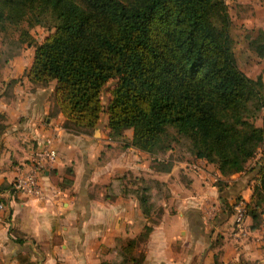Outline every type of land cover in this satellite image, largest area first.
I'll return each mask as SVG.
<instances>
[{
	"label": "trees",
	"instance_id": "16d2710c",
	"mask_svg": "<svg viewBox=\"0 0 264 264\" xmlns=\"http://www.w3.org/2000/svg\"><path fill=\"white\" fill-rule=\"evenodd\" d=\"M28 18L53 21L54 30L34 44L24 75L38 86L54 81L50 112L63 114L64 127L92 133L105 112L110 135L131 128L129 143L152 154L170 148L172 128L224 175L244 170L263 144L255 118L264 105V80L237 64L225 0H0V29L7 37L18 29L9 45L33 43L18 25ZM246 45L264 57V30ZM111 79L104 108L101 95ZM257 173L249 202L255 221L264 202V166ZM136 195L155 222L147 186ZM151 228L144 224L125 251ZM128 257L142 264V256Z\"/></svg>",
	"mask_w": 264,
	"mask_h": 264
},
{
	"label": "crops",
	"instance_id": "0c3cea01",
	"mask_svg": "<svg viewBox=\"0 0 264 264\" xmlns=\"http://www.w3.org/2000/svg\"><path fill=\"white\" fill-rule=\"evenodd\" d=\"M32 58L9 59L0 73V264H112L144 224L152 228L142 264H264V202L242 233L233 225L235 198L253 202L264 142L244 170L228 175L209 161L191 169L188 160L172 158L151 167L152 156L129 143L131 134L126 141L110 135L107 114L89 134L64 127L63 114L50 112L54 81L38 86L24 75ZM49 135L57 156L43 175L47 198L9 194ZM125 174L159 181L155 222L142 213Z\"/></svg>",
	"mask_w": 264,
	"mask_h": 264
},
{
	"label": "rangeland",
	"instance_id": "374dc122",
	"mask_svg": "<svg viewBox=\"0 0 264 264\" xmlns=\"http://www.w3.org/2000/svg\"><path fill=\"white\" fill-rule=\"evenodd\" d=\"M225 3L227 4V9L231 18L230 33L233 37V50L235 52L238 66L249 76L256 77L258 74L263 75L264 57L259 56L251 49H248V45L246 44L249 39L257 34L258 29L264 30V0H225ZM18 25H20V27L27 28L34 41L32 44H26L24 42L19 47L11 46L9 45V40L17 37L18 29H9L11 31V35L9 37H7L6 31L0 29V73L2 72L1 68L5 67L9 59H13L14 57L20 55L22 58H24V60H29V58H32L34 54V44L42 41L46 35L54 30L53 21L50 19L49 21L44 20L41 23L31 24L28 18L21 20ZM5 58H7V60H5ZM114 83L115 79H111L106 83L104 87L101 95L104 108L106 107L107 101L110 96L109 90L114 85ZM105 115L106 113L103 112L101 115V121H104ZM255 123L264 128V105L259 110L255 118ZM169 130L172 136V138L169 139L170 148L164 152L153 154L150 153V155L152 156L149 161L151 167L163 168L165 167V164L163 163L166 160L170 161L172 158L184 160L186 159L188 160V162L198 161L201 166L204 162L209 161L204 157H197L193 154L191 141L188 136L176 134L172 128H169ZM129 134H132L131 128L125 129L115 138H119V140L121 141H126L127 139H129ZM212 163L215 164V162ZM123 176L125 177V182L130 184L129 188L133 189L135 195L136 190H140L141 186H147V188H149V186L152 185L153 193H151V190L149 193L150 197L152 198V217L149 219L157 220L160 213V207L156 202L157 196L160 193L158 191V189H160V185H158L159 181L155 180V178L144 177L142 174H131L130 176L125 174ZM108 189L109 188H106L104 191L107 192ZM143 243V241H139L130 249V251H126L125 254L123 249V251H121V254H116L115 257H113L112 262L114 263L112 264L117 263L115 262V260L117 259L119 261V264H132L133 262L128 260V255L131 254V252H134L133 254L139 259L143 253ZM122 246L124 245L121 244L119 250L122 249ZM106 264H110V262Z\"/></svg>",
	"mask_w": 264,
	"mask_h": 264
},
{
	"label": "built area",
	"instance_id": "2783aa9c",
	"mask_svg": "<svg viewBox=\"0 0 264 264\" xmlns=\"http://www.w3.org/2000/svg\"><path fill=\"white\" fill-rule=\"evenodd\" d=\"M57 156V151L53 145L52 136H47L32 151L29 158V166L20 168L9 185V194H26L37 198H47L48 193L43 182V175L47 166L51 165ZM187 166L193 169L200 168L198 161H191ZM4 206V201L0 195V208ZM249 202L242 196L235 198L233 202L234 231L242 233L249 215Z\"/></svg>",
	"mask_w": 264,
	"mask_h": 264
}]
</instances>
